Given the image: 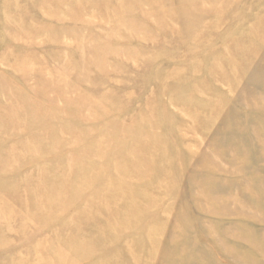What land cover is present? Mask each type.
<instances>
[{
    "label": "rangeland",
    "instance_id": "374dc122",
    "mask_svg": "<svg viewBox=\"0 0 264 264\" xmlns=\"http://www.w3.org/2000/svg\"><path fill=\"white\" fill-rule=\"evenodd\" d=\"M0 264H264V0H0Z\"/></svg>",
    "mask_w": 264,
    "mask_h": 264
},
{
    "label": "bare ground",
    "instance_id": "6f19581e",
    "mask_svg": "<svg viewBox=\"0 0 264 264\" xmlns=\"http://www.w3.org/2000/svg\"><path fill=\"white\" fill-rule=\"evenodd\" d=\"M173 258H176V257H173ZM178 259V258H177Z\"/></svg>",
    "mask_w": 264,
    "mask_h": 264
}]
</instances>
